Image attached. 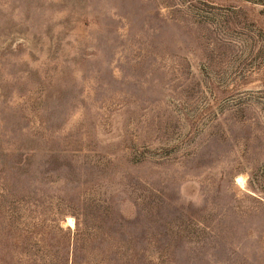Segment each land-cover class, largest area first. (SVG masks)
<instances>
[{
  "label": "rangeland",
  "instance_id": "obj_1",
  "mask_svg": "<svg viewBox=\"0 0 264 264\" xmlns=\"http://www.w3.org/2000/svg\"><path fill=\"white\" fill-rule=\"evenodd\" d=\"M0 264H264V0H0Z\"/></svg>",
  "mask_w": 264,
  "mask_h": 264
},
{
  "label": "bare ground",
  "instance_id": "obj_2",
  "mask_svg": "<svg viewBox=\"0 0 264 264\" xmlns=\"http://www.w3.org/2000/svg\"><path fill=\"white\" fill-rule=\"evenodd\" d=\"M241 182H242V181H241ZM69 222H70L71 225H73V220H70ZM68 224H69V223H68Z\"/></svg>",
  "mask_w": 264,
  "mask_h": 264
}]
</instances>
